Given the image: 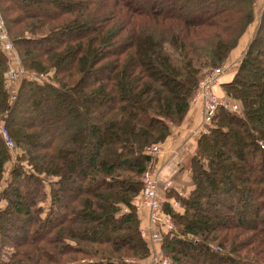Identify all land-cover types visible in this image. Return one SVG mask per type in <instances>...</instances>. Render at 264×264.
<instances>
[{
	"label": "trees",
	"instance_id": "trees-1",
	"mask_svg": "<svg viewBox=\"0 0 264 264\" xmlns=\"http://www.w3.org/2000/svg\"><path fill=\"white\" fill-rule=\"evenodd\" d=\"M255 2L0 0L12 44L0 40V119L18 150L0 190V264H142L146 147L183 122L204 69L238 49ZM11 51L43 77L10 103ZM241 53L222 85L240 113L217 110L189 160L191 191L165 192L181 205L162 202L168 264H264V8ZM57 108L65 127L51 124ZM8 160L0 137V184Z\"/></svg>",
	"mask_w": 264,
	"mask_h": 264
},
{
	"label": "built area",
	"instance_id": "built-area-1",
	"mask_svg": "<svg viewBox=\"0 0 264 264\" xmlns=\"http://www.w3.org/2000/svg\"><path fill=\"white\" fill-rule=\"evenodd\" d=\"M0 40L2 41L3 49L5 51L12 50V44L10 39L7 37L6 26L1 15ZM228 73H224V71L220 69L213 68L210 73L197 83L192 99L194 101L200 100L203 103L202 125H211L215 113L220 108L226 111L228 110L230 112L238 113V105L230 102L228 97L224 95L220 88V85L226 83V79L224 80V78L229 75ZM39 77H43V74H36L34 71H27L23 68V66H21L19 60H16L15 65H9L5 75L8 102L11 103L17 98L19 88L24 79L34 80ZM201 131L206 133L205 128H201ZM0 137L4 140L5 145L9 149H12L14 141L10 138L8 128L3 122H0ZM182 147L184 149L187 148L186 146ZM161 151L162 148H160L158 144L146 147V153L151 154L152 156L158 155ZM151 172L143 175V187L141 190L143 194L142 206H145L149 215V221L146 222L144 228L148 229L150 236L147 238L144 230H140V235H142V237L146 240L161 242L162 233L164 232L163 228L167 230L166 232L174 230V223L169 214L163 211L162 202H166L171 205L172 208L176 209L177 207L181 208V205L174 196L169 199L165 197L166 191L170 192V190H174L173 180L165 179L161 182L158 173L155 174L154 172ZM175 191L182 196V193L179 192V190ZM160 192L162 193V196L160 195ZM138 209L139 207L137 206V210ZM153 225H156V228H154ZM161 264H166V261H162Z\"/></svg>",
	"mask_w": 264,
	"mask_h": 264
},
{
	"label": "rangeland",
	"instance_id": "rangeland-1",
	"mask_svg": "<svg viewBox=\"0 0 264 264\" xmlns=\"http://www.w3.org/2000/svg\"><path fill=\"white\" fill-rule=\"evenodd\" d=\"M25 5L27 8L33 7V4H30V3H26ZM37 6L38 5H36V7ZM41 8L44 9V5L41 6ZM263 8H264V0H256L255 5H254L255 20L252 23V26L249 27V29L246 32V34L244 35V37H242V39L240 40L238 49L236 51H234L231 54V56L229 55L230 56L229 59H227L224 63H221L217 66H214L211 69L205 68L203 73H202L203 76L200 78V80L202 78H204L208 73H210L213 68L220 69V70L224 71V73L229 72L228 74H231L233 77V75H234L233 74V68H235V66L238 65V63L240 61L239 58L241 57V54H242L241 52H242V50H244L246 48L247 42L252 37L253 32H254V28L256 27V25L259 21L260 13L262 12ZM7 37H8V35H7ZM239 51H240V53H239L240 56L238 54ZM13 53L14 52H12V55H13ZM13 58H15V55H13ZM207 70H209V71H207ZM257 70H258V72H261L259 67H257ZM245 75H246V77H248V74H245ZM220 88L223 91L222 85H220ZM223 93H224V91H223ZM228 99L230 102L236 103L238 105V113H240L241 107H240L239 103L236 102L235 100L229 98V97H228ZM198 104L200 106L199 120H194L193 117L191 116L192 112H193L192 107L196 106ZM202 114H203V103L200 100L194 101L193 99H191L190 100V107H189L188 111H186V113L184 114V120H183V122H184L183 127H185V128L189 127V129L187 131L189 133L184 134L183 132L185 131V128L183 129L181 127H178L183 122L180 125H177V126L173 125L171 127V128H173L172 132L177 134V136L182 135V138L180 139L182 143H180L178 145L179 151L182 150L181 153L179 154V156H182V158H180V160L178 161L179 164H177V171L182 172L183 175L186 176V178H184L182 175V177L180 178L184 184L188 183V181H189V176H187L188 172L190 173V161L189 160L192 156L198 154L197 148L195 147V142H196V139L199 137V135L203 133L201 131V128L202 129L205 128L206 133L210 128V125H202V120H203ZM15 118L16 119L19 118V115H15ZM0 122H2L1 119H0ZM67 123H68L67 119L65 117H62V113L57 108L56 113L53 114L51 124L54 126H57V127H59V126L65 127V124H67ZM43 124L46 125V123H43ZM156 144H158L160 146V148H162L163 142H162V144H160V143H156ZM182 146H186L187 148L184 149ZM6 148L8 150V153L10 154V160H8V162L4 166L5 173L3 174V179H2L1 184H0V186H1L0 190L3 189L4 187H6L5 181H7V182L9 181V173H10L11 169L13 168L12 166L16 162V158L18 155V153H17L18 150H17V146L15 145V143H14V146L12 147V149H9L7 146H6ZM162 151H163V148H162ZM158 155H156V156H158ZM156 156H154V157L156 158ZM154 161H155V159H154ZM154 161L152 164V166H153L152 172H154L156 174V172L154 170L155 169V162ZM150 172H148V173H150ZM190 184H191V182H190ZM186 190H187L186 193L183 194V192H182V194H183L182 196H187V194L190 192L189 189H186ZM175 193H177V192L175 191ZM160 195L162 196L161 192H160ZM182 196H180V197H182ZM142 198H143V194H142V192H140L137 196V199L135 200V203H136L135 206L139 207L137 212L139 214V217H141L142 220H144V222L140 226V229L145 231V235L148 238L150 236V234L148 232V229L144 228V225L146 224L147 221H149L148 220L149 215H148V211L145 208V206H142ZM177 209H180V208L177 207ZM208 209L211 210V209H213V207H209ZM203 213H209V211H203ZM153 226H154V228H156V225H153ZM163 229H164V232L167 231V230H165V228H163ZM147 246H148V249H150L149 255L146 259L142 260V262H141L142 264H161L162 261H166V264L169 263L167 260L168 258L165 256V254L162 253V249L160 248V241L159 242H153V241L147 240Z\"/></svg>",
	"mask_w": 264,
	"mask_h": 264
},
{
	"label": "crops",
	"instance_id": "crops-1",
	"mask_svg": "<svg viewBox=\"0 0 264 264\" xmlns=\"http://www.w3.org/2000/svg\"><path fill=\"white\" fill-rule=\"evenodd\" d=\"M239 53H240V51L238 52V54ZM239 56H240V54H239ZM16 60H18L17 57L10 59L9 65H15ZM231 77H232V75L229 74L227 77L224 78V80L226 79V82H227L228 80H230ZM192 108H193V112H192L191 116L193 117L194 120H199V115H200L199 104L196 106H193ZM183 124H184V122L178 127H181L184 129L185 127H183L184 126ZM172 129L173 128H171V131H170L171 134L169 135V137H167V139L162 144V148H163V151L161 152L162 154L160 153L155 158V161H154L155 162V169L154 170L156 173L159 174L161 182L164 181L165 179L173 180L174 190H179V192H181V193L183 192V194H184L187 191L186 189H189V191H191L192 183L190 184L191 179H190L189 172L187 175V176H189V181H188V183L184 184L180 179L182 177L183 173L177 171V164H179L178 161L180 160V158H182V156H179V154L181 153L182 150L179 151V147H178V145L180 143H182L180 140L182 138V135L177 136V134L172 132ZM188 129H189V127L185 128V131L183 133L188 134L189 133V132H187ZM183 177L186 178L185 175H183ZM161 189H162V185H161Z\"/></svg>",
	"mask_w": 264,
	"mask_h": 264
}]
</instances>
